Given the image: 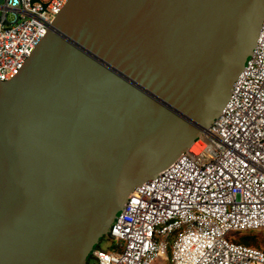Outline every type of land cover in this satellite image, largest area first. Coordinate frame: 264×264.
I'll return each mask as SVG.
<instances>
[{
	"label": "water",
	"instance_id": "obj_1",
	"mask_svg": "<svg viewBox=\"0 0 264 264\" xmlns=\"http://www.w3.org/2000/svg\"><path fill=\"white\" fill-rule=\"evenodd\" d=\"M263 20L264 0H69L0 79V264H86L218 117Z\"/></svg>",
	"mask_w": 264,
	"mask_h": 264
},
{
	"label": "built area",
	"instance_id": "obj_2",
	"mask_svg": "<svg viewBox=\"0 0 264 264\" xmlns=\"http://www.w3.org/2000/svg\"><path fill=\"white\" fill-rule=\"evenodd\" d=\"M69 0H0V79L25 65ZM264 233V20L214 122L170 166L137 186L95 248V264H264L238 242Z\"/></svg>",
	"mask_w": 264,
	"mask_h": 264
},
{
	"label": "rangeland",
	"instance_id": "obj_3",
	"mask_svg": "<svg viewBox=\"0 0 264 264\" xmlns=\"http://www.w3.org/2000/svg\"><path fill=\"white\" fill-rule=\"evenodd\" d=\"M252 233H261V232H257V231H251V232H248L247 234H246V236H249L250 237V235L249 234H252ZM258 237V241L257 242H251V243H248V244H251L252 246H254V247H257V248H260V249H262V250H264V233H261L259 236H257ZM242 240V237H241V239L239 240V239H237L236 241H238V242H242L241 241ZM245 240V239H244ZM244 242V241H243ZM245 242H246V240H245ZM244 242V243H245ZM246 244H247V242H246ZM111 245V242H110V240H108V238H107V236H105V237H103L101 240H100V242H99V244L96 246V248H101V249H106V248H108L109 246ZM86 264H95L94 263V261H93V258L90 256V258L88 259V261H87V263Z\"/></svg>",
	"mask_w": 264,
	"mask_h": 264
},
{
	"label": "trees",
	"instance_id": "obj_4",
	"mask_svg": "<svg viewBox=\"0 0 264 264\" xmlns=\"http://www.w3.org/2000/svg\"><path fill=\"white\" fill-rule=\"evenodd\" d=\"M261 233H252V234H249L250 235V237L249 236H246V235H244V236H242V240L245 242V240H246V242H247V244L248 243H251V242H257L258 241V237L257 236H259ZM245 239V240H244ZM241 240V241H242ZM242 241V242H243ZM245 242V243H246ZM248 245H251V244H248ZM96 248V247H95Z\"/></svg>",
	"mask_w": 264,
	"mask_h": 264
},
{
	"label": "clouds",
	"instance_id": "obj_5",
	"mask_svg": "<svg viewBox=\"0 0 264 264\" xmlns=\"http://www.w3.org/2000/svg\"><path fill=\"white\" fill-rule=\"evenodd\" d=\"M249 57H250V56H249ZM249 57H248V58H249ZM247 60H248V59H247ZM246 62H247V61H246ZM94 249H95V248H94Z\"/></svg>",
	"mask_w": 264,
	"mask_h": 264
}]
</instances>
